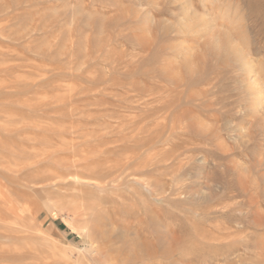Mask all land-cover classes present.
<instances>
[{
  "label": "rangeland",
  "instance_id": "1",
  "mask_svg": "<svg viewBox=\"0 0 264 264\" xmlns=\"http://www.w3.org/2000/svg\"><path fill=\"white\" fill-rule=\"evenodd\" d=\"M0 264H264V0H0Z\"/></svg>",
  "mask_w": 264,
  "mask_h": 264
}]
</instances>
